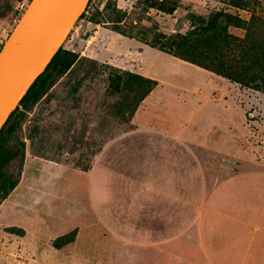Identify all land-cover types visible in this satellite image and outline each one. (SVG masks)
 <instances>
[{"label":"rangeland","instance_id":"obj_1","mask_svg":"<svg viewBox=\"0 0 264 264\" xmlns=\"http://www.w3.org/2000/svg\"><path fill=\"white\" fill-rule=\"evenodd\" d=\"M108 1L139 38L185 34L198 18L221 12L242 20V27L222 21L229 33L264 45V0H178L171 14L144 11L137 0H91L63 48L111 39L110 24L96 22L112 16ZM26 6L17 0L16 13L0 16V45ZM79 57L35 104L20 107L8 146L17 152L24 143L23 160L0 161V175L18 180L6 203L0 190V264H189L190 246L203 236L208 182L264 172V90L134 38L117 63ZM115 68L157 81L133 111L126 92L109 89ZM96 166L118 177L115 197L99 205L92 203ZM149 187L161 193L143 197Z\"/></svg>","mask_w":264,"mask_h":264},{"label":"trees","instance_id":"obj_2","mask_svg":"<svg viewBox=\"0 0 264 264\" xmlns=\"http://www.w3.org/2000/svg\"><path fill=\"white\" fill-rule=\"evenodd\" d=\"M16 1L0 0V16H5L9 12L16 13V10L13 9ZM29 1L27 0V4ZM136 3L137 6H142L144 11L156 9L167 14L173 13L178 7V0H137ZM106 9H110L112 16L106 17L103 21H96L97 23L108 22L111 30L123 36L140 40L151 48L169 53L249 88L264 90V45L249 35L245 38H239L227 30L229 23L235 27H242V20L239 17L214 12L206 20L198 18L199 22L197 24L192 23L191 28L185 34L155 32L154 36L149 39L146 37L139 38L125 29L122 25H124L126 12L116 8L111 1L107 2ZM85 12L86 10L79 19L85 15ZM22 13L17 16V21ZM93 20L95 21V19ZM222 21L227 22V24L222 25ZM194 36L201 38L204 42L203 45H199ZM79 59L81 57L77 52L61 46L43 72L33 81L16 108L11 111L0 128V161L3 164H7L16 158L23 160L24 143L20 144V149L17 152L8 146L9 139L23 116L20 107L24 110L29 109L49 90L57 78L66 73ZM115 70L118 73L110 76L109 89L114 94L126 92L130 97V107L133 111L157 85V81L129 70L117 68ZM0 179L1 199H5L15 188L18 180L6 174H1ZM60 238L57 237L56 241ZM56 241L53 246L58 248L60 244Z\"/></svg>","mask_w":264,"mask_h":264},{"label":"crops","instance_id":"obj_3","mask_svg":"<svg viewBox=\"0 0 264 264\" xmlns=\"http://www.w3.org/2000/svg\"><path fill=\"white\" fill-rule=\"evenodd\" d=\"M117 1L119 4L126 2ZM113 32L111 39L107 41L100 40L93 44L91 36L86 40L82 39L83 42L78 47L73 48V45L71 50L98 61L117 63L114 56L120 49L124 50L133 38ZM118 39H121V44L116 42ZM141 60L143 70L151 71L152 68L147 66L143 58ZM117 178L115 173L96 166L91 173L92 203L99 205L111 201L116 195L113 184L116 185ZM120 183L127 189L137 186L128 181L120 180ZM207 185L202 212L203 236L195 246H190L194 253L189 256L188 263L264 264V172L254 173L250 177L229 176L214 184L210 181ZM159 193L161 189L149 187L142 190L141 195L150 197ZM6 201L8 200L5 199L3 203Z\"/></svg>","mask_w":264,"mask_h":264},{"label":"water","instance_id":"obj_4","mask_svg":"<svg viewBox=\"0 0 264 264\" xmlns=\"http://www.w3.org/2000/svg\"><path fill=\"white\" fill-rule=\"evenodd\" d=\"M89 0H30L0 48V128L43 72Z\"/></svg>","mask_w":264,"mask_h":264}]
</instances>
